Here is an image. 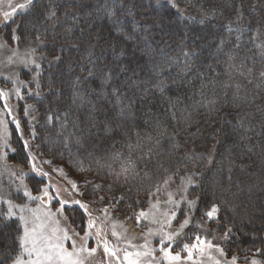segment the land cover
I'll list each match as a JSON object with an SVG mask.
<instances>
[{
	"label": "trees",
	"instance_id": "16d2710c",
	"mask_svg": "<svg viewBox=\"0 0 264 264\" xmlns=\"http://www.w3.org/2000/svg\"><path fill=\"white\" fill-rule=\"evenodd\" d=\"M176 2L194 17L155 0H35L16 16L20 40L60 52L43 72L38 141L132 210L195 163L189 152L215 145L191 188L196 213L215 206L234 234L226 253L242 258L264 250V0ZM21 234L0 213V264Z\"/></svg>",
	"mask_w": 264,
	"mask_h": 264
},
{
	"label": "rangeland",
	"instance_id": "374dc122",
	"mask_svg": "<svg viewBox=\"0 0 264 264\" xmlns=\"http://www.w3.org/2000/svg\"><path fill=\"white\" fill-rule=\"evenodd\" d=\"M34 1L0 0V213L22 229L10 264H264V250L242 258L226 253L234 234L216 225L215 206L196 213L200 196L191 188L211 166L215 145L189 152L196 164L167 175L134 210L117 208L123 198L106 196L94 171L42 151L38 103L51 90L43 72L60 52L50 56L53 46L43 38L20 40L12 28ZM155 1L194 17L176 0Z\"/></svg>",
	"mask_w": 264,
	"mask_h": 264
}]
</instances>
